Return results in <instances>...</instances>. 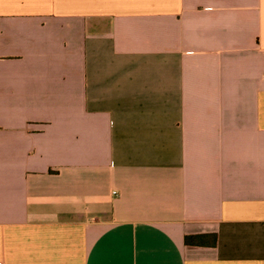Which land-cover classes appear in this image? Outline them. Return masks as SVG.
<instances>
[{
  "label": "crops",
  "instance_id": "obj_1",
  "mask_svg": "<svg viewBox=\"0 0 264 264\" xmlns=\"http://www.w3.org/2000/svg\"><path fill=\"white\" fill-rule=\"evenodd\" d=\"M0 264H264V0H0Z\"/></svg>",
  "mask_w": 264,
  "mask_h": 264
},
{
  "label": "trees",
  "instance_id": "obj_2",
  "mask_svg": "<svg viewBox=\"0 0 264 264\" xmlns=\"http://www.w3.org/2000/svg\"><path fill=\"white\" fill-rule=\"evenodd\" d=\"M203 236H198V237H187L186 239V243L187 244H194L196 243V240H198V238H202ZM216 240H214V244H215Z\"/></svg>",
  "mask_w": 264,
  "mask_h": 264
}]
</instances>
